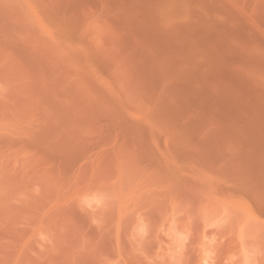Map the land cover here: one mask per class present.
<instances>
[{
	"label": "rangeland",
	"instance_id": "rangeland-1",
	"mask_svg": "<svg viewBox=\"0 0 264 264\" xmlns=\"http://www.w3.org/2000/svg\"><path fill=\"white\" fill-rule=\"evenodd\" d=\"M0 264H264V0H0Z\"/></svg>",
	"mask_w": 264,
	"mask_h": 264
}]
</instances>
